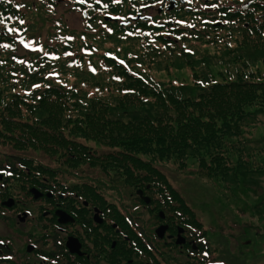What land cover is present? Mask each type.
Returning <instances> with one entry per match:
<instances>
[{"label":"trees","instance_id":"trees-1","mask_svg":"<svg viewBox=\"0 0 264 264\" xmlns=\"http://www.w3.org/2000/svg\"><path fill=\"white\" fill-rule=\"evenodd\" d=\"M59 1L0 0V142L56 162L8 155L11 173L70 175L89 195L114 189L119 200L142 189L150 203L137 192L133 209L105 202L138 240L158 238L163 220L201 239L235 237L239 223L264 234L254 219L264 220V132L250 130L264 124V0H177L171 10L169 0H66L86 10L82 29ZM146 6L156 9L148 19L104 18L130 20ZM164 167L221 186L235 220L202 229ZM143 205L156 211L151 230ZM203 242L205 256L216 251Z\"/></svg>","mask_w":264,"mask_h":264},{"label":"flooded vegetation","instance_id":"flooded-vegetation-1","mask_svg":"<svg viewBox=\"0 0 264 264\" xmlns=\"http://www.w3.org/2000/svg\"><path fill=\"white\" fill-rule=\"evenodd\" d=\"M9 166L0 160V264H202L200 233L192 237L183 225L171 231L163 220L154 227L168 225L163 237L135 239L117 207L105 205L104 191L89 195L61 177L10 173ZM164 249L177 251L179 259H166ZM205 264L230 263L217 257Z\"/></svg>","mask_w":264,"mask_h":264},{"label":"rangeland","instance_id":"rangeland-1","mask_svg":"<svg viewBox=\"0 0 264 264\" xmlns=\"http://www.w3.org/2000/svg\"><path fill=\"white\" fill-rule=\"evenodd\" d=\"M65 2L66 0L59 1L57 6L58 13L65 19L68 25L73 28L82 29V9H71L70 6H68ZM135 17H138V15H133V18L130 17V19H134ZM41 33L43 38L46 37L47 29L45 28L43 31H41ZM261 117L264 119L263 115ZM250 130L252 131L253 135L258 136L264 132V124L261 127L259 126L250 128ZM15 154L32 155L37 160H41L47 165L56 166V162L53 161L52 158L42 150H37L34 148L20 149L15 147L13 144L10 145L9 143L0 142V160L7 158L8 155ZM164 168L171 176L170 179L172 180L173 184L182 190L185 198L188 199L190 204L193 206L195 213L200 219L204 221L205 226L203 225L202 229H209L211 224L217 223L218 221L228 225L235 220L234 209L225 207L223 206L222 202H219L220 198L217 196V193H221V186H218L217 184L212 185L210 179L203 180L199 177H184L182 173L175 169L173 170V168ZM40 176L43 177L45 175L40 174ZM61 179L70 185L79 182L78 177H71L70 175L61 177ZM124 190L125 191H123V197H121V200H119V197L117 196L118 193L114 189H105L104 194L108 201L111 203L115 202L120 208L122 207V203H124L128 205L129 209H133L135 207L133 204L137 202L138 195L136 192L138 191L130 189L128 190L127 188ZM204 201H207L208 204L204 205ZM122 209H124V207H122ZM139 209L146 213L145 217L147 219V223H145V226L150 227L151 230L153 227L152 224L156 222V220L153 218L152 212L147 210L144 205L139 207ZM254 219L255 225H264V220H259V217H254ZM233 227L237 228V232L235 233V237H229V239H227V235L230 234L228 231H225L227 238L218 235L212 238L214 234H209V236L207 235L206 237H202V241H207L206 243L203 242L204 246L206 247V245L212 241V248L216 251L209 253V256H205L207 251H200L202 257L201 259L206 262L209 259L213 260L214 258L216 259L219 257L225 259L230 264H264V234L253 236V234L249 235V233H243L242 223H239ZM254 230L255 229L252 228L250 232L254 233ZM199 231L201 232V229Z\"/></svg>","mask_w":264,"mask_h":264},{"label":"water","instance_id":"water-1","mask_svg":"<svg viewBox=\"0 0 264 264\" xmlns=\"http://www.w3.org/2000/svg\"><path fill=\"white\" fill-rule=\"evenodd\" d=\"M107 18H108V19H115V20H118V18H113V17H111V16H108ZM122 23H123V22H122ZM138 193H139L142 197H144L145 200H146L147 202H150V201H151V197L148 196V195H144V191H143L142 189H138ZM160 213H161L162 216H165V214H164L163 211H161ZM167 228H168V225H166V224H161V225H160L159 227H157V229H156L157 234H158L159 236L163 237V236L165 235V233H166ZM180 235H181V234H179L178 242H181V241L184 240V237H182V236H180Z\"/></svg>","mask_w":264,"mask_h":264},{"label":"snow or ice","instance_id":"snow-or-ice-1","mask_svg":"<svg viewBox=\"0 0 264 264\" xmlns=\"http://www.w3.org/2000/svg\"><path fill=\"white\" fill-rule=\"evenodd\" d=\"M21 23H23V21H21Z\"/></svg>","mask_w":264,"mask_h":264}]
</instances>
